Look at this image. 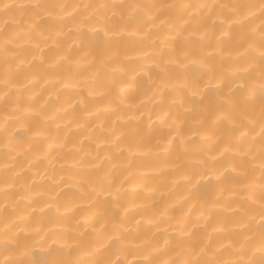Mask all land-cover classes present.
<instances>
[{
	"label": "bare ground",
	"instance_id": "1",
	"mask_svg": "<svg viewBox=\"0 0 264 264\" xmlns=\"http://www.w3.org/2000/svg\"><path fill=\"white\" fill-rule=\"evenodd\" d=\"M0 2L65 5L64 9H55L54 14L63 17V31L68 33L74 18L94 15L98 11L96 5L121 0ZM139 2L209 5L197 12L218 17L215 27L208 21L214 42L222 27L220 21L232 15L233 5L258 6L261 0ZM84 5L91 7L86 9ZM159 11L160 18L165 19L176 17L183 10L164 8ZM252 12L243 29L229 30L230 39L223 43L213 64L214 71L229 65L247 67L244 58L237 57V53L245 52L250 43L254 47L259 45V8ZM179 28L181 22L172 19L170 27L154 29L142 40L125 38L113 54L114 58L106 61L107 70L93 78L89 64L98 63L104 53L95 46L96 37L91 28L86 29L87 40L74 35L73 30L59 41L60 48H56L48 38V25L36 24L35 18L28 15L5 16L0 12V33H10L15 45L7 59L0 50V261L44 264L52 259L74 258L77 242L91 243L98 235L93 228L100 230V224L105 219L110 222L113 216L129 229L126 233L129 245L123 253L112 249L104 255L125 264H140L143 254L154 246L160 249L152 254L158 261L189 259L183 248H176L178 241L189 238L194 246L208 239L217 247L223 244L218 255L224 259H249L251 253L238 249L245 233L251 236L258 231L260 218L257 215L252 231H247L241 227L242 212L233 209L258 207L253 201L260 196L259 160L254 171L238 169L243 174L234 175L229 169L226 178L219 182L212 176L202 175L199 161L217 155L226 144L231 146L238 134L231 133L226 122L212 123L211 110L223 102L224 94L201 84V100L199 96L191 97L184 88L186 76L196 77L199 73L198 65L188 62L185 56L195 52L193 44L185 37L193 42L195 37H189V32L182 29L181 35H177ZM183 28L193 29L195 25ZM172 37H176L175 40ZM152 40L156 41L155 45L151 44ZM161 47L163 57L157 55ZM12 52L24 60L19 70V61ZM248 52L252 54L250 49ZM61 54L67 55L71 63L59 69L49 67ZM169 56L180 64L169 65L172 78L166 81L168 87L161 93L163 85L157 78V66ZM183 64H187L186 70L181 67ZM121 67L127 75L120 73ZM131 76L136 80L120 92V81ZM236 87L232 85L233 100L240 102L243 109L242 94L236 92ZM205 105L209 109L207 115L200 111ZM256 114L258 117V101ZM164 118L171 127L161 125L160 120ZM200 119L210 139L193 135V129L201 128L196 123ZM133 128H138L140 133L135 139L143 137L152 149L149 155L129 156L126 151L133 141ZM113 130L123 133L120 140H115ZM177 130L185 138L183 143L177 137L171 146L167 142L156 144L157 138L172 140ZM251 135L255 136V141L251 140ZM251 135L249 142L254 143V151L258 153V124ZM121 149L125 150L121 152ZM145 150L141 148L140 152ZM228 159L234 157L230 153L218 157L220 162ZM114 164L116 168L112 167ZM214 167L223 171L219 163ZM106 174L121 183L118 207L111 197L94 191L104 182ZM124 209H127L126 214ZM137 220L139 228L135 224ZM109 229L110 223L102 231ZM233 244L235 248L230 247ZM255 259L259 261V254Z\"/></svg>",
	"mask_w": 264,
	"mask_h": 264
},
{
	"label": "snow or ice",
	"instance_id": "2",
	"mask_svg": "<svg viewBox=\"0 0 264 264\" xmlns=\"http://www.w3.org/2000/svg\"><path fill=\"white\" fill-rule=\"evenodd\" d=\"M78 7V6H77ZM91 6L84 5V8ZM98 11L94 15L84 16L83 19H73L69 32L63 31V17L54 14L55 9L66 8L65 5L48 4V3H36V4H24V3H7L0 2V12L5 16L18 13L21 16L28 15L35 18L36 24H45L49 26L50 36L53 44L56 48H60L59 41L63 40L69 33L79 36L81 39L87 40L88 32L86 29L91 28L92 34L96 37L94 41L95 46L98 47L104 56L98 61V63H90L89 68L92 72L93 78L101 76L107 70V62L114 58L116 49L121 45L125 38H140L141 40L146 38L154 29L159 31L162 26H171L172 19H176L181 22V28L177 30V35H181V29L189 32V37H195V41L189 40L185 37V40L193 44L195 52L192 56L185 54L188 62L194 65H198L199 75L196 77L186 76L184 88L187 89L191 97L199 96L203 100V96L200 93L201 84L204 88L209 86L214 87L218 94L222 95V103L216 105L211 110L212 123L215 125L220 122H226L229 126V131L235 135V141L231 146L227 144L223 146L221 151L217 155L208 157V160L201 159L199 161L200 167L203 169L202 175L212 176L217 182L222 178H226L225 174L229 172L234 175H242L243 172L238 169L247 168L251 171L255 170V163L259 160L260 170V184L259 199L253 201L258 205L252 209H233V211H241V227L252 231V226L255 222V218L258 215L260 223L258 225V231L253 232L251 236L246 233L243 236V243L240 244L238 251L245 253H251L249 259L228 260L218 255L220 249L224 247L221 244L217 247L212 243L210 239L201 241L195 246L192 244L190 238L183 241H178L176 248H183L187 254L191 257L189 259H176L172 261H158L153 257V253L159 252L160 249L152 247L150 252L143 254V259L140 264H264V0H261L260 4H237L232 6V15L225 21L221 20L220 33L215 37L213 42L212 29L209 27L208 21L211 20L213 27L216 26V18H212L209 14L205 13L201 15L197 12V9L209 8V5H181V4H169V5H155L140 3L139 0H121L119 3L111 4H99L95 6ZM222 8L228 7V5H220ZM258 7L261 17V28L259 36V45L254 47L251 43L248 45V49L251 50V55L248 49L245 52L237 53V57H243L247 67H239L236 65H229L226 69L213 70V64L216 61L217 55L222 51V45L225 40L230 39L229 30L232 28L243 29L249 22V18L254 14L252 9ZM180 9L183 10L176 17L160 18V9ZM110 13V15L108 14ZM7 26V21L5 22ZM185 25H195V28L188 29L183 28ZM159 38V37H157ZM176 37H172L175 40ZM75 43V40L73 41ZM152 45L156 44L155 40L151 41ZM14 38L7 31L0 33V50L7 55L14 47ZM39 48V45H36ZM211 49V51H209ZM164 49L161 47L157 52V55L163 57ZM18 61L17 70L19 65L24 63L16 53H11ZM147 55V53H144ZM33 59H36L33 56ZM43 63V59H41ZM71 63L67 55L61 54L55 60H53L49 67L53 69H59L65 65ZM180 64V61L168 57L163 59L162 64L158 65V80L163 85L161 93L164 89H167V80L172 78V73L169 65ZM185 70L187 64L181 65ZM122 75H127L125 68L119 69ZM136 80V77L131 76L127 80H121L119 84L120 92H123L126 87H131L132 81ZM8 81L5 80V86L7 87ZM232 85H236V92L242 94V101L244 108L241 109L240 102L233 100V88ZM227 88V94L225 89ZM7 96V93H5ZM259 102V114H256V104ZM194 106L199 107L194 103ZM200 111L204 114H208V106L205 105L200 108ZM132 119V117H129ZM175 123V120L173 121ZM160 123L164 127H171L167 124L166 118L161 119ZM196 123L201 126L200 130H192L193 135L201 136L202 139H210L209 131L203 127V119L197 120ZM259 126L260 129V141L258 153L254 151L255 145L249 142L251 133L255 132V127ZM112 135L115 140H120L123 133L117 134L114 130ZM133 141L128 144L126 151L129 156H134L137 153L142 155H149L152 151L150 147L144 142L143 137L135 139L139 136V129H132ZM179 137L181 143L184 141V136L179 130L176 131V136L172 140L165 141L162 138H157L156 144L159 145L163 142H167L169 146L173 141ZM251 140L255 141V136L251 135ZM111 142V141H108ZM141 148L146 150L140 152ZM125 149H121L123 152ZM225 153H230L234 159H228L223 162L218 160L219 156H223ZM130 163V161H129ZM219 163L223 169L219 172L215 164ZM116 168L117 165H112ZM97 194H104L112 198L113 203L118 207L119 195L121 193V183H117L114 179L109 178L106 174V178L97 189H94ZM125 214L127 209L123 210ZM110 223V229H105V225ZM137 228L140 226V221H135ZM10 226L6 225V228ZM129 229L125 228L122 221L117 220L115 216L109 222L107 219L100 224V230L93 228L94 233L98 235L91 243L77 242L76 248L73 250L77 255L74 258H60L45 261L44 264H125L124 261L119 259L113 260L110 257L104 255V253L115 249L117 252L123 253L129 245V238L126 233ZM215 231V229H214ZM167 243V242H166ZM235 248L236 245H230ZM259 254V261L255 259ZM88 257L84 259L83 257ZM0 264H20V262H14L11 259L0 261ZM131 264V262H127Z\"/></svg>",
	"mask_w": 264,
	"mask_h": 264
}]
</instances>
